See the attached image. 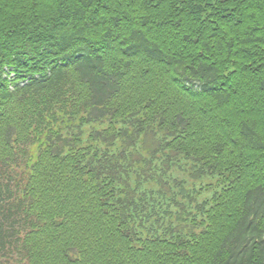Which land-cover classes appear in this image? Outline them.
I'll return each instance as SVG.
<instances>
[{"label": "trees", "instance_id": "16d2710c", "mask_svg": "<svg viewBox=\"0 0 264 264\" xmlns=\"http://www.w3.org/2000/svg\"><path fill=\"white\" fill-rule=\"evenodd\" d=\"M0 264H264V0H0Z\"/></svg>", "mask_w": 264, "mask_h": 264}]
</instances>
